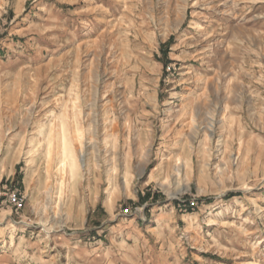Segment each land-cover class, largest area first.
Masks as SVG:
<instances>
[{"label":"rangeland","instance_id":"obj_1","mask_svg":"<svg viewBox=\"0 0 264 264\" xmlns=\"http://www.w3.org/2000/svg\"><path fill=\"white\" fill-rule=\"evenodd\" d=\"M0 175V264H264V0H0Z\"/></svg>","mask_w":264,"mask_h":264},{"label":"bare ground","instance_id":"obj_2","mask_svg":"<svg viewBox=\"0 0 264 264\" xmlns=\"http://www.w3.org/2000/svg\"><path fill=\"white\" fill-rule=\"evenodd\" d=\"M57 128H58L59 133H60V142L62 143V149H61V152H60L58 168H59L60 172H64L68 168L69 173L72 174L73 171L76 168V159H75V156H74V153H73V151H74L73 149L74 148L72 149V146H71L72 144L70 145L69 140L67 139V136H66L67 123L63 119L62 120L60 119V120H58ZM77 131H78V133L80 132L79 130H77ZM67 135H69V134H67ZM45 137L46 136H44V138ZM46 140L47 139H45V141ZM49 141H50V139H49ZM49 141H48V145H46L48 148H50ZM51 142H52V140H51ZM45 143H47V142H45Z\"/></svg>","mask_w":264,"mask_h":264},{"label":"built area","instance_id":"obj_3","mask_svg":"<svg viewBox=\"0 0 264 264\" xmlns=\"http://www.w3.org/2000/svg\"><path fill=\"white\" fill-rule=\"evenodd\" d=\"M0 197L4 198L1 204H5L9 207L10 211L14 214H18L24 207L25 198L21 196L17 191L7 189V187L2 188V192L0 193ZM184 208L186 210H194L197 208L196 201H189V202H181L178 207Z\"/></svg>","mask_w":264,"mask_h":264},{"label":"crops","instance_id":"obj_4","mask_svg":"<svg viewBox=\"0 0 264 264\" xmlns=\"http://www.w3.org/2000/svg\"><path fill=\"white\" fill-rule=\"evenodd\" d=\"M1 177H0V180L3 178V175H0Z\"/></svg>","mask_w":264,"mask_h":264}]
</instances>
